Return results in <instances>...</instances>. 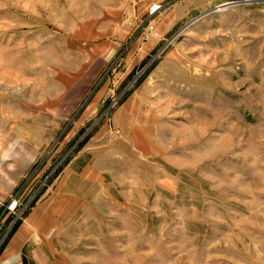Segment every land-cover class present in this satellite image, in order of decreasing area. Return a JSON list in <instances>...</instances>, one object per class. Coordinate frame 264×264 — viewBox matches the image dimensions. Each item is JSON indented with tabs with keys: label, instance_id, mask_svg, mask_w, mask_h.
Wrapping results in <instances>:
<instances>
[{
	"label": "rangeland",
	"instance_id": "374dc122",
	"mask_svg": "<svg viewBox=\"0 0 264 264\" xmlns=\"http://www.w3.org/2000/svg\"><path fill=\"white\" fill-rule=\"evenodd\" d=\"M126 2L0 0V123L41 147L0 251L264 264V0Z\"/></svg>",
	"mask_w": 264,
	"mask_h": 264
},
{
	"label": "crops",
	"instance_id": "0c3cea01",
	"mask_svg": "<svg viewBox=\"0 0 264 264\" xmlns=\"http://www.w3.org/2000/svg\"><path fill=\"white\" fill-rule=\"evenodd\" d=\"M216 0H197L194 5L215 3ZM134 0H127L132 3ZM205 4V3H204ZM52 118H57L51 114ZM7 118L6 116H3ZM8 124L0 123V128L9 133L3 144H0V212L2 205L8 200L10 193L18 186L21 179L28 172L40 155V144L37 138L27 136V120L13 125V116L9 115ZM12 123L9 124L11 122ZM13 129V134L10 131ZM6 215L0 221L2 224ZM0 223V224H1ZM1 226V225H0ZM3 226V225H2ZM32 226L23 220L16 229L9 235L2 250L0 251V264H28L29 257L26 255V248L33 244ZM25 261V262H24Z\"/></svg>",
	"mask_w": 264,
	"mask_h": 264
},
{
	"label": "built area",
	"instance_id": "2783aa9c",
	"mask_svg": "<svg viewBox=\"0 0 264 264\" xmlns=\"http://www.w3.org/2000/svg\"><path fill=\"white\" fill-rule=\"evenodd\" d=\"M160 7V4H154L151 7V11H155ZM20 203L18 197L16 195H11L8 200L2 205V209L0 212V221L2 220L4 215H15L16 211L19 210Z\"/></svg>",
	"mask_w": 264,
	"mask_h": 264
},
{
	"label": "trees",
	"instance_id": "16d2710c",
	"mask_svg": "<svg viewBox=\"0 0 264 264\" xmlns=\"http://www.w3.org/2000/svg\"><path fill=\"white\" fill-rule=\"evenodd\" d=\"M81 144V143H80ZM19 223H20V220H16V222L12 225V227H11V229H10V231H9V233H8V235H7V237L16 229V227L19 225ZM7 237H6V239H7ZM6 239L4 240V242L1 244V247H3V245L5 244V241H6Z\"/></svg>",
	"mask_w": 264,
	"mask_h": 264
}]
</instances>
